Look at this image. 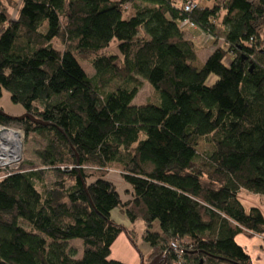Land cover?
<instances>
[{"label": "trees", "instance_id": "16d2710c", "mask_svg": "<svg viewBox=\"0 0 264 264\" xmlns=\"http://www.w3.org/2000/svg\"><path fill=\"white\" fill-rule=\"evenodd\" d=\"M188 29L213 44L199 68ZM142 80L153 97L131 105ZM3 92L39 123L0 108V126L45 145L39 168L0 170V264H126L111 258L128 230L114 209L144 224L145 264H252L235 237L264 235L238 197H264V0H0Z\"/></svg>", "mask_w": 264, "mask_h": 264}, {"label": "rangeland", "instance_id": "374dc122", "mask_svg": "<svg viewBox=\"0 0 264 264\" xmlns=\"http://www.w3.org/2000/svg\"><path fill=\"white\" fill-rule=\"evenodd\" d=\"M204 36L200 38V41L204 40ZM208 43L212 44V41L208 40ZM218 45H221V41H218L217 43ZM53 45L56 49L60 50L62 49L61 44L58 41H53ZM212 46L211 47H207V48H200L199 46L196 45L195 48V53H196V59L199 60V63H203L205 61V59L207 58V56L209 55V53L211 52ZM106 54H115L116 53V49H115V43H112L106 50H105ZM80 64L82 66V68L84 69V71L89 75L92 76L93 75V70L91 65L89 64V62L87 61H83V60H79ZM197 65V64H196ZM215 77H210L208 82L212 83L214 81ZM141 87L138 90L136 96L134 97V99L131 102V105L134 106H142L144 105L147 100H149L150 98L153 97V88L151 87V85L142 80L141 81ZM0 108L3 109V111L6 114H10L13 117H18L21 116L23 114V109L20 105L17 104H13L10 99H9V95L6 92H3L1 97H0ZM13 131H19L23 136L21 139L22 142V146H21V160L23 163L22 168L23 169H29L31 166L37 167L39 168V163L36 160V158L33 155V151L34 150H41L43 149L45 142L36 137L35 135L30 134L28 137H26L24 131L21 128L18 127H7ZM197 152L198 153H203L204 151H211L212 147L204 142L202 139H200L197 143ZM34 163V165L28 164V163ZM121 170L122 168L120 167V165L115 164V163H111L108 165V171L106 174V178L107 180H109L110 182L113 183L114 187L116 188L120 199L122 201H125L127 199H129V188L128 186L123 182L122 178H121ZM44 180L46 183H51L53 181V177L52 174L50 173H45L44 176ZM239 199L243 202V204L245 205V207H249V206H257L260 208L264 209V197L261 196H257V195H253L250 194L248 192L245 191H241L239 193ZM250 197V198H248ZM110 218L111 220H113L115 223L121 225L124 229H128L127 231H129L130 236L135 240V249L132 246L129 237L127 236V231L126 234L125 233H121L119 236H125L126 240L128 241V243L131 245L132 250L129 249L127 251L126 247L124 248L123 246H119L120 243L117 242L116 245H114L113 247V254L115 255L114 260L123 262L128 264L131 260H135L136 264H141V260L139 257V253L140 255L143 256H147V254L149 253V247L146 243L143 242L142 240V236L145 230L144 224L138 220L136 221L134 224H131L128 220V218L126 217V215L124 213H122L119 209H114L110 212ZM158 228V224L154 223V229ZM159 229V228H158ZM248 234V233H247ZM250 235H244V234H239L235 237V241L243 247V249L249 254V256L251 257L252 260V264H264V235L262 236H253L252 238L249 237ZM122 240V239H121ZM120 240V242H121ZM124 240V239H123ZM125 242V241H124ZM119 244V245H118ZM68 249L69 250H74L75 253L74 258H81L82 256V241L79 239H73L68 241ZM111 253V257H113L114 255ZM113 255V256H112ZM142 264L143 260H142Z\"/></svg>", "mask_w": 264, "mask_h": 264}, {"label": "built area", "instance_id": "2783aa9c", "mask_svg": "<svg viewBox=\"0 0 264 264\" xmlns=\"http://www.w3.org/2000/svg\"><path fill=\"white\" fill-rule=\"evenodd\" d=\"M194 5L191 2H187L183 10L185 12H190L193 9ZM181 26H188L194 28L192 22L188 19L182 21ZM209 39H211L209 37ZM4 131L8 132L11 131L13 133L19 134L20 136L17 137L14 135L13 137L8 135L0 136V170L5 171L8 168L17 167L21 161V146H22V134L19 131H13L5 126H0V133L2 134ZM171 248L174 250L176 249V245L174 243L171 244Z\"/></svg>", "mask_w": 264, "mask_h": 264}, {"label": "crops", "instance_id": "0c3cea01", "mask_svg": "<svg viewBox=\"0 0 264 264\" xmlns=\"http://www.w3.org/2000/svg\"><path fill=\"white\" fill-rule=\"evenodd\" d=\"M186 36L189 38V39H191V40H193V42H195V48H196V45L197 46H199L200 48H207V47H211L212 46V49H211V51L213 50V45H211V44H209L208 43V40L210 41V39H209V37L208 36H206V35H204L199 29H188L187 31H186ZM205 37L204 38V40H202V41H200V38L201 37ZM211 53V52H210ZM209 53V54H210ZM200 61L199 60H197L196 59V66L199 68V67H201L202 66V63H199ZM2 109V108H1ZM3 110V109H2ZM23 112V111H22ZM10 115V114H9ZM248 198H250V197H248ZM243 203V202H242ZM249 207H257V206H249ZM260 208V207H259ZM261 209V211H262V214H263V216H264V209L263 208H260ZM264 237V236H263ZM122 239V240H121ZM124 239V240H123ZM120 240H121V242H120ZM125 241V242H124ZM117 242H119L120 243V247L121 246H123L124 248L126 247V249H127V251L129 250V249H131L132 250V247H131V245L128 243V241L126 240V238H125V236H119L118 238H117V240L115 241V243H114V245H116L117 244ZM114 245L112 246V249H111V253L113 252V247H114ZM122 248V247H121ZM113 254V253H112ZM115 254V253H114ZM113 254V255H114ZM112 255V256H113ZM115 257V255L113 256V257H111V258H114ZM138 259V258H137ZM137 259H135V260H137ZM135 260H131L128 264H136V262H135Z\"/></svg>", "mask_w": 264, "mask_h": 264}, {"label": "water", "instance_id": "95a60500", "mask_svg": "<svg viewBox=\"0 0 264 264\" xmlns=\"http://www.w3.org/2000/svg\"><path fill=\"white\" fill-rule=\"evenodd\" d=\"M14 118H28V119H30L34 123H39V120H36L32 116L27 115V114H22L21 116L14 117ZM139 257H140L141 264H142L143 257L140 254H139ZM159 263H160V260H157L156 262L154 260H152L151 262H149V264H159Z\"/></svg>", "mask_w": 264, "mask_h": 264}, {"label": "bare ground", "instance_id": "6f19581e", "mask_svg": "<svg viewBox=\"0 0 264 264\" xmlns=\"http://www.w3.org/2000/svg\"><path fill=\"white\" fill-rule=\"evenodd\" d=\"M2 135H8V136H11V137H13L14 135H16L17 137L20 136L19 134L13 133L11 131H8V132L4 131L2 134L0 133V136H2Z\"/></svg>", "mask_w": 264, "mask_h": 264}]
</instances>
